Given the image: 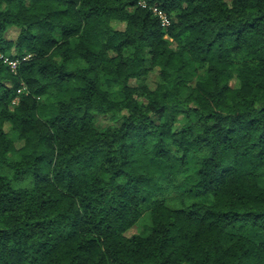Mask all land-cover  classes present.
Instances as JSON below:
<instances>
[{"label": "trees", "instance_id": "obj_1", "mask_svg": "<svg viewBox=\"0 0 264 264\" xmlns=\"http://www.w3.org/2000/svg\"><path fill=\"white\" fill-rule=\"evenodd\" d=\"M137 1L0 0V264H264V0Z\"/></svg>", "mask_w": 264, "mask_h": 264}, {"label": "rangeland", "instance_id": "obj_2", "mask_svg": "<svg viewBox=\"0 0 264 264\" xmlns=\"http://www.w3.org/2000/svg\"><path fill=\"white\" fill-rule=\"evenodd\" d=\"M116 27H123V25L121 24H115ZM18 34V29L17 28H11L8 30L7 32V37L8 38H15ZM172 46L175 47L174 43H172ZM148 82L151 86H153V83L154 81L156 80L155 78V73L154 72H151L148 74ZM140 83L139 80L137 79H130L129 80V84L132 85V86H136ZM231 84L236 86L237 85V81L236 80H232L231 81ZM23 89V88H22ZM20 89V92L21 90ZM18 103V98L15 97L13 100H12V106L17 104ZM111 124V121L107 118V117H103V116H100L98 117V125L101 126V127H106L108 125ZM6 129L8 128V125H6L5 127ZM149 230V221L146 217H141L137 222H135V224L126 232L127 235H131L133 233H138V234H146Z\"/></svg>", "mask_w": 264, "mask_h": 264}, {"label": "built area", "instance_id": "obj_3", "mask_svg": "<svg viewBox=\"0 0 264 264\" xmlns=\"http://www.w3.org/2000/svg\"><path fill=\"white\" fill-rule=\"evenodd\" d=\"M137 5L141 8L148 9L152 13V15L158 19L161 26L167 27L170 24L171 17L167 14V12L164 9L160 8V6L149 5L146 0H138ZM0 56L3 57L4 61L8 64L10 70L12 72H15L18 64L21 61L28 59L30 57V54L27 53L22 56H13V57H8L3 55Z\"/></svg>", "mask_w": 264, "mask_h": 264}]
</instances>
